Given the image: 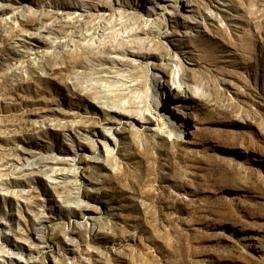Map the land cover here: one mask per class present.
Wrapping results in <instances>:
<instances>
[{
	"label": "rangeland",
	"instance_id": "374dc122",
	"mask_svg": "<svg viewBox=\"0 0 264 264\" xmlns=\"http://www.w3.org/2000/svg\"><path fill=\"white\" fill-rule=\"evenodd\" d=\"M108 18L146 29L117 67L72 43ZM175 67L186 89L159 106L180 136L136 119L105 155L103 109L134 115ZM73 147L76 180L53 172ZM2 160L28 190L0 213L8 264H264V0H0Z\"/></svg>",
	"mask_w": 264,
	"mask_h": 264
},
{
	"label": "bare ground",
	"instance_id": "6f19581e",
	"mask_svg": "<svg viewBox=\"0 0 264 264\" xmlns=\"http://www.w3.org/2000/svg\"><path fill=\"white\" fill-rule=\"evenodd\" d=\"M77 14H76V16H78ZM119 17H121V16H119ZM64 18H67L70 22H74V17L67 16ZM111 18L110 19L108 18L109 19L108 21L104 20L105 21L104 24L99 26L98 28H95V29L92 28L91 30L85 29L86 30L85 32H83V31L79 32V34H77V36H76V40L74 42L72 41V43H76V45H74V48L76 47L75 49L77 51H79V49L81 51V49L84 48V49H93L96 53V52H100L104 48H107L106 60L108 62H110L112 65H114V67H117L118 65L123 63V60H125L126 58L129 57L130 47H132V44L134 42H136L135 41L136 35H138V33H140V32L142 33L146 29L144 28V30H143V28H142V30H140V29L138 30V29H133L132 27L131 28L124 27V28H119V29L114 28L113 30H111V28H107L108 24L112 23L113 19L111 20ZM113 18H115V17H113ZM77 19L78 18H76V21H78ZM118 20H119V18H118ZM121 20L123 21V19H121ZM37 21H40V19H38ZM116 21H117V19H116ZM100 22H102V21H100ZM14 24L18 25V26L22 25L18 20H14ZM99 25H100V23H99ZM38 26L39 25L37 24V27ZM124 26H126V25H124ZM118 27H120V26H118ZM76 31H78V30H76ZM136 46H137V44H136ZM103 52H105V51H103ZM80 53H82V52H80ZM80 53H78V54H80ZM101 55L104 56L105 54L104 55L101 54ZM101 63H102V61H101ZM98 67H99V65L97 66V68ZM100 67H102V66L100 65ZM108 67L109 66L107 65V68ZM104 68H105V66H104ZM122 73H123V71H122ZM123 75H124V73H123ZM147 78L149 80V84H151V87H150V85H148V90H151L152 96L147 97V94L144 91H138V90L135 91V94L133 96H131V98H133V103L135 102L136 104H138L141 102L142 107L141 106H140V108L137 107L136 113L134 115H133L132 111L131 112H129L130 110L127 111L125 109V107L122 109H119L120 111L117 110L116 112L110 110V108L103 109V113L106 116V118L104 119L105 121L101 123V131H95V132L98 134L99 137H101L100 142H102V147L104 148L105 155L113 153L112 149L108 147V144L106 141L107 137H110L114 143L117 142V138L113 133V126L117 125V124H123V125L130 124L133 121H135L136 119L139 121H142L143 119H146V121L147 120L153 121V127L155 129H158V134H160L161 136L163 134H167L169 136H177V137L180 136V131H181L180 124L176 120L175 115H173V114H171L165 110L161 111L160 106H159L161 104L160 102H161L163 95H168V94H170V92H171V94H174L175 92L178 94L179 93L181 94L183 92V89H186L185 82H183L182 76L180 75V72H179V67L174 68L173 75H171V78H169L170 83H166L163 75L160 72L155 71V70L149 72L147 74ZM103 85H102V87L105 86V85L104 86ZM174 85H175V88L173 87ZM184 86H185V88H184ZM103 89H105V88H103ZM186 92L188 93V90L185 91V93ZM145 96H146V99H145ZM136 99H137V101H135ZM127 102H129V101H126L124 103H127ZM150 107H154V109H152V112L148 109ZM147 113H150L149 117H151V119H148L147 117H145V115ZM92 135H88V132L87 133L85 132L83 139L87 140L88 143H90V147L92 149H94L96 141L91 138ZM82 137H83V135H82ZM77 153H78L77 148L73 147L71 154H68L67 157L60 154V156H63L62 158L58 157L57 160L55 158H53L55 161L53 164L54 165L53 166V168H54L53 172H56V171H58V172L63 171L66 173L71 172L74 174L73 180H76L75 177L77 176L76 175L77 174V168H74V166H75L74 157H75V155H77ZM95 158H98V157H95ZM65 159H67V161L70 163V166L67 169L61 168L59 163H58L60 160L63 161ZM13 165H14V162H12L10 160H2L0 163V170L3 169L4 171L9 172L10 170H8V169L11 167V169L13 168V171H10V173H11L10 175H12V176L14 174H18L16 172H14L15 170L21 172V170H22L21 168L13 167ZM8 172L7 173H3V172L0 173V202L2 203L0 213H1V215H5L6 213H14V211H15V213H17L18 215L21 216L22 215V204H20L18 198L21 197L22 199H26L28 197V195H27L28 190L25 189L23 184H21L18 180L13 179L12 176L11 177L8 176V174H9ZM22 172H23V170H22ZM17 177H19V176H17ZM15 182H18V185H15L14 184ZM17 186H18V188H16ZM12 196L15 197V200L11 198ZM12 204H13V207H12ZM2 206L5 207V210L2 209ZM14 206H15V208H14ZM18 224L20 225L19 220H18ZM6 232H10V230L7 229ZM22 239H24V238H22ZM0 252L3 254H6L8 256V257L2 256L0 258L1 264H8L9 261L15 260L14 258H12V255L15 253L9 251V249L4 244H2L1 238H0ZM21 258L22 257L20 256L18 258V261Z\"/></svg>",
	"mask_w": 264,
	"mask_h": 264
}]
</instances>
